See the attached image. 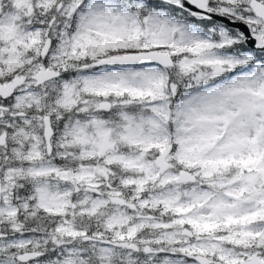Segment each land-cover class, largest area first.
<instances>
[{
    "label": "snow or ice",
    "instance_id": "1",
    "mask_svg": "<svg viewBox=\"0 0 264 264\" xmlns=\"http://www.w3.org/2000/svg\"><path fill=\"white\" fill-rule=\"evenodd\" d=\"M0 264H264V0H0Z\"/></svg>",
    "mask_w": 264,
    "mask_h": 264
}]
</instances>
